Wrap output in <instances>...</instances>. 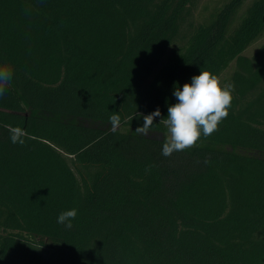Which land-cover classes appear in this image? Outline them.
I'll return each mask as SVG.
<instances>
[{
	"label": "trees",
	"instance_id": "16d2710c",
	"mask_svg": "<svg viewBox=\"0 0 264 264\" xmlns=\"http://www.w3.org/2000/svg\"><path fill=\"white\" fill-rule=\"evenodd\" d=\"M199 2L0 0V264H264V0ZM233 60L227 118L164 157L174 86Z\"/></svg>",
	"mask_w": 264,
	"mask_h": 264
},
{
	"label": "clouds",
	"instance_id": "9594fccd",
	"mask_svg": "<svg viewBox=\"0 0 264 264\" xmlns=\"http://www.w3.org/2000/svg\"><path fill=\"white\" fill-rule=\"evenodd\" d=\"M14 69L9 64H0V96H3L12 81ZM235 88L231 83L221 84L220 79L209 70L200 71L199 75L191 78L190 83H185L182 88L174 86L172 95L178 101L168 106L167 117L162 118L167 128V137L162 147L164 157L171 156L174 152L184 151L196 146L197 141L210 137L218 130V125L229 115ZM143 115L139 113V116ZM157 108L154 112L143 115V126L137 127L135 132L141 136H148L154 119L160 117ZM111 130L116 132L120 126L121 118L114 112L109 117ZM12 144L24 145L27 133L19 126H8ZM205 163H208L205 160ZM152 166L149 165L148 169ZM146 169V170H148ZM77 216V209L61 212L57 222L66 228L73 227L72 220Z\"/></svg>",
	"mask_w": 264,
	"mask_h": 264
},
{
	"label": "rangeland",
	"instance_id": "374dc122",
	"mask_svg": "<svg viewBox=\"0 0 264 264\" xmlns=\"http://www.w3.org/2000/svg\"><path fill=\"white\" fill-rule=\"evenodd\" d=\"M208 0H200L198 4V11L201 9L202 4H205V2ZM264 43V38L258 40L256 43H253L247 49L243 52L244 55L246 56H251L253 53H256V51L260 48V46ZM236 66V60H233L230 65L221 73V76L218 78L221 81V84L226 83L230 77H232V73L235 69ZM123 129H127V127H122ZM168 135V134H167Z\"/></svg>",
	"mask_w": 264,
	"mask_h": 264
}]
</instances>
